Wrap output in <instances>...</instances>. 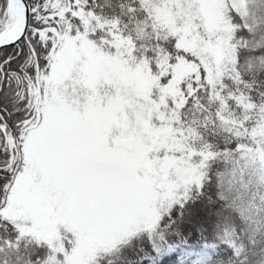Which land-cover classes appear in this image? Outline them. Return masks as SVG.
<instances>
[{"label": "snow or ice", "instance_id": "obj_1", "mask_svg": "<svg viewBox=\"0 0 264 264\" xmlns=\"http://www.w3.org/2000/svg\"><path fill=\"white\" fill-rule=\"evenodd\" d=\"M0 264H264V0H0Z\"/></svg>", "mask_w": 264, "mask_h": 264}]
</instances>
